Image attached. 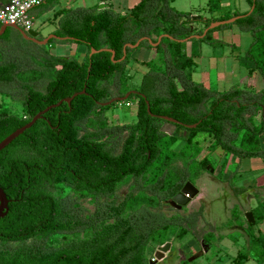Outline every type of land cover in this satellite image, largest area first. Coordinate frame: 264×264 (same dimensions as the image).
<instances>
[{
  "label": "trees",
  "instance_id": "1",
  "mask_svg": "<svg viewBox=\"0 0 264 264\" xmlns=\"http://www.w3.org/2000/svg\"><path fill=\"white\" fill-rule=\"evenodd\" d=\"M58 1L45 0L32 11H46ZM245 1L248 10L213 19L177 12L167 0L160 8L158 1L141 0L123 15L98 6L61 10L59 28L53 33L67 38L61 43L85 46L80 62L44 54L42 63L30 66L17 56L25 43L21 35L6 29L0 36V95L18 102L22 115L0 108V142L46 107L84 93L69 105L63 102L49 110L0 152V188L9 201L0 220V264H149L154 245L162 246L174 229H179L176 239L181 240L201 216L202 210L168 217L161 206L208 166L206 158H196L198 135L211 139V151L220 149L237 159L236 169L244 159L264 162V89L242 84L219 92L193 82L197 49L187 56V42L175 41L201 35L212 22L242 16L235 24L251 34L252 42L235 60L246 70V78L257 75L264 81V0ZM195 23L203 29L192 34ZM223 27L188 42L213 44L209 33ZM156 30L174 40L163 38L156 47L140 43L139 47L159 54L160 64L153 68V61L143 63L149 71L140 87L133 89L139 94L125 101L136 102V121L113 126L106 112L117 103L100 106L97 102L131 90L122 84L133 50L127 48L123 58V47L142 37L152 38ZM53 41L59 40L49 43ZM6 46L14 47L11 54ZM90 49H109L115 56L113 60L107 52L90 56ZM158 116L179 122L177 131L162 132L164 121ZM194 124V129L184 128ZM113 130L121 134V143L111 141L117 136ZM179 141L182 148L174 150ZM226 166V161L221 164L223 170ZM234 174L226 182L240 195L245 190L234 184ZM130 177L138 190L117 199L114 189ZM84 193L91 197V210L82 206ZM251 213L254 223L248 229L264 220L259 205ZM256 248L262 256V236L251 237V249ZM246 258L247 253L235 264Z\"/></svg>",
  "mask_w": 264,
  "mask_h": 264
},
{
  "label": "rangeland",
  "instance_id": "2",
  "mask_svg": "<svg viewBox=\"0 0 264 264\" xmlns=\"http://www.w3.org/2000/svg\"><path fill=\"white\" fill-rule=\"evenodd\" d=\"M71 1L73 3L70 4L71 9L76 6L87 5L86 2L76 4V0L60 1L54 11L42 17H34L32 30L44 38L51 35L50 33L59 28L60 18H58L56 12L66 4L69 5L68 2ZM119 2V4L114 2L113 8L119 5L120 10L124 11L123 9L127 5L126 0H119ZM207 2L208 0H167L170 8L181 13H191V17L200 15L204 18L213 19L228 15L232 16L236 12L248 10L245 0H210L209 6L212 7V11L209 12L208 9H203ZM220 3H225V6H221ZM161 5L162 1L159 3V6ZM192 26V34L203 29L201 23H195ZM159 34L163 35L156 30L153 37L156 38ZM209 37L214 40L213 44L198 43V45H201L202 51L200 57L195 59L196 66L191 77L193 82L208 86L210 90L219 92L227 91L235 85L242 84L251 86L255 90L264 89V81L260 77L255 75L252 78H246L245 70L234 60L235 56L243 55L250 46L252 38L249 32L242 31L235 23H232L224 25L221 29L211 31ZM0 45H3L1 41ZM21 45L22 48L20 47L17 56L23 62L30 63V66H33V63L36 65L42 63L44 54L63 58L73 57L80 62L86 53V48L83 45L64 44L61 41L48 42L45 45L26 43H21ZM5 49L11 54L14 47L6 46ZM130 50L133 51L125 67L126 81L122 85L137 89L142 83L143 76L149 71V68L142 62L153 61V65L150 67L158 68L160 64L159 54L147 46H138ZM0 108L9 114L22 115L21 105L6 97L0 96ZM106 116L110 124H129L136 120V108L133 106L125 108L116 104L106 112ZM161 131L173 134L177 130L174 125L164 122ZM178 132L181 134L180 130ZM196 140L200 150L196 157L197 160L200 161L206 158L209 163L206 169L202 170L192 182L197 194L193 198L188 197L189 202L180 205L182 208L180 211L170 210L165 203H162L161 206L166 215L180 214L186 216L199 210H202V213L194 230L187 233L181 240L176 239L179 229L170 231L171 233L167 235L168 241L165 242L171 244L170 251L157 264H225L227 261L231 263L232 261L235 262L241 255L248 253L251 246V237L262 236L264 239V222L257 223L253 228L248 229V222L245 218V214L250 213V210L256 204L264 212L262 206L264 205V179L256 180L258 176L263 177L264 171L254 175L248 176L246 174L233 178L234 184L242 186L245 190L243 194L235 195L226 182L230 174L229 171L221 173L223 170L220 168V165L225 161L230 162L231 165V158L224 155L221 150L211 151L209 149L211 139L208 136L200 134ZM262 143L264 145V136ZM182 145L183 142L179 141L172 148L179 150ZM227 164L229 165V163ZM240 165L241 168H246L248 167V161L246 164L241 163ZM230 167L232 170V165ZM253 177L254 180H252ZM125 188L126 186L121 188V196L124 194ZM253 199L259 201H256L255 204ZM82 204L89 210L93 208L90 199H84ZM158 247L160 246L154 245V249L149 253L150 259L154 258V253ZM251 251L262 258L263 253L260 256L258 248L251 249ZM262 264H264V260Z\"/></svg>",
  "mask_w": 264,
  "mask_h": 264
},
{
  "label": "water",
  "instance_id": "3",
  "mask_svg": "<svg viewBox=\"0 0 264 264\" xmlns=\"http://www.w3.org/2000/svg\"><path fill=\"white\" fill-rule=\"evenodd\" d=\"M251 11V10H250ZM242 16H235L233 18H230L228 20H224V21H217V22H212L203 32L201 35H192L187 39H182V40H175L178 42H188L189 39H202L204 38V36L207 34L208 31L213 30L215 28H218L220 26H224V25H229L232 23H235L237 20H239ZM13 29L15 31H17L21 37L25 38V39H29L31 41L36 42L39 45H45L47 44L50 40L52 39H57L59 41H65L67 40L66 37H59L55 34H51L49 36H47L46 38L42 39V40H36V38L38 37V33L34 30H28V31H23L21 28H19L18 26L15 25H1L0 26V36H2L4 34V32L6 31V29ZM163 38H169L170 40H174L172 37L163 34L161 36H159L156 40V42H153L151 38L149 37H142L139 40H137L134 44L128 43L125 44L123 47V58L126 52V49H134L137 48L140 43H142L143 41H146L151 47H156L160 44L161 40ZM101 52H107V53H111V59L113 60L115 53L109 49H100V50H95V49H90V56L93 54H97V53H101ZM84 93V91H81L79 93H75L73 94L71 97L69 98H65L61 101H59L57 104L55 105H51L46 107L44 110L38 112L35 116H33L31 118V120L26 123L25 125H23L22 127L16 129L15 131H13L12 133H10L8 136H6L1 142H0V152L6 148L10 143H12L16 138H18L20 135H22L26 130H28L29 128H31L36 121L40 120L43 115L45 113H47L49 110L54 109L56 107H58L60 104H62L63 102L66 104H70V102L72 101L73 98L77 97L78 95H82ZM131 94H136L135 91H130L128 92L126 95H124L123 97H119V98H111L109 101L107 102H102L99 103L97 102L98 105L100 106H109L112 103H118V102H124L125 100L128 99V97ZM142 98H145L143 95L141 96ZM147 105V111L149 112V107H148V103L146 102ZM159 120L164 121L165 123H169L172 125H178L179 122H177L176 120L166 117V116H158ZM196 127V125H184L185 129H194ZM183 135H185V133H183ZM187 187L192 188L193 190V195L192 196H185V190L187 189ZM197 194L196 189L193 187L192 184L190 183H186L185 186L182 188V190L173 198V202H177L179 205H184L185 203L188 202V197L189 198H193L195 195ZM8 200L3 192V190L0 188V220L2 218L5 217V215L7 214L8 211ZM245 218L248 222V224H252L253 223V217L251 213H246L245 214ZM170 247L171 244L170 243H165L162 246L158 247L156 252L154 253V258L150 260L149 264H157L158 261H162L165 258V254L170 251Z\"/></svg>",
  "mask_w": 264,
  "mask_h": 264
},
{
  "label": "crops",
  "instance_id": "4",
  "mask_svg": "<svg viewBox=\"0 0 264 264\" xmlns=\"http://www.w3.org/2000/svg\"><path fill=\"white\" fill-rule=\"evenodd\" d=\"M60 1H64V0H60ZM60 1H59V3H57V4H60ZM65 1H68V0H65ZM141 0H126V2H127V5H126V8L125 9H123L124 11L125 10H127V11H121L120 10V6L118 5V6H116L115 8H113V3L115 2L116 4H119L120 2H119V0H85V1H82V0H76V4H78L79 2H86V6H76L74 9H76V8H91V7H94V6H98V10H102V9H112L115 13H117V14H121V15H123V14H125V13H127V12H129L134 6H136L139 2H140ZM161 2V1H163V0H152V2ZM210 3V0H208V2L204 5V8L203 9H209V8H212V7H210L209 4ZM57 4L54 6V7H51V8H49L48 10H46V11H39V10H36V11H32L31 12V16L33 17V19H34V17H36V16H45V15H47L48 13H50V12H52V11H54L56 8H57ZM68 4L69 5H67L66 4V6H64V7H62V8H60L57 12H56V15L58 16V18H60L61 16H60V11L61 10H64V9H71V7H70V4H73L72 3V1L71 2H68ZM220 5L222 6H225V3H220ZM158 8H160V6L158 5L157 6ZM193 15V14H192ZM200 16V15H199ZM50 34H54L53 32L52 33H50ZM161 36V35H160ZM159 37V36H158ZM158 37H156V38H154L153 36H152V38L151 39H156L157 40V38ZM162 41V40H161ZM216 41H218V40H216ZM196 47V49H197V52H198V54H199V57H200V53H201V45L199 44V45H195L194 46V44H192L191 42H187L186 43V49H185V53H186V55L187 56H190V54H191V52L193 51V49ZM148 57H150V55H148ZM199 57H197V58H199ZM196 59V58H195ZM195 59H194V62H195ZM236 58L234 57V60H235ZM236 61V60H235ZM144 62H147V61H143L142 63H144ZM195 66H196V62H195ZM194 66V67H195ZM194 69V68H193ZM245 70V69H244ZM193 71L194 70H192L191 71V77H192V73H193ZM246 70L244 71V74H245V76H246ZM192 80V79H191ZM204 87L205 88H208V86H205L204 85ZM264 136V135H263ZM263 136H262V138H263ZM262 138H261V142H262ZM262 144V147H264V145H263V143H261ZM217 150H220V149H217ZM230 158H231V165H232V170H231V165H230V162H227V163H229V165L227 164V166L225 167V169L223 170L222 169V167H221V165H220V168H221V170H223V171H221V173H224V172H228L229 171V175H232V174H234V172L236 171V173L234 174V176H233V178H235L236 176H243V175H251V174H256V173H258V172H260V171H264V162H263V160L262 159H260V158H252V159H244V160H242L240 163H239V166H238V168L236 169V164H235V162H237L238 163V161H237V159H235L234 157H232V156H229ZM235 160V161H234ZM261 160V161H260ZM248 161V167H246V168H241V163H244V164H246V162ZM263 175V177H260V176H258V177H256V180H262V179H264V174H262ZM255 178L253 177L252 178V180H254ZM191 184V183H190ZM238 187H242V186H238ZM245 192V191H244ZM243 192V193H244ZM243 193H241V194H243ZM253 200H255V204L259 201L258 199L256 200V199H253ZM257 201V202H256ZM257 205L258 204H256V205H254L253 207H252V209L251 210H253L254 208H256L257 207ZM251 210H250V213H251ZM252 214V213H251ZM262 222H264V220L262 221ZM261 222V223H262ZM263 260H264V249H263V256H262V258L261 257H259L256 253H254V252H252L251 251V246H250V248H249V250H248V253H247V258H246V260L242 263V264H262V262H263ZM225 264H235V262L234 261H232L231 263L229 262V261H227Z\"/></svg>",
  "mask_w": 264,
  "mask_h": 264
},
{
  "label": "built area",
  "instance_id": "5",
  "mask_svg": "<svg viewBox=\"0 0 264 264\" xmlns=\"http://www.w3.org/2000/svg\"><path fill=\"white\" fill-rule=\"evenodd\" d=\"M45 0H0V25H15L23 31L32 30V10ZM131 108L130 102L123 103Z\"/></svg>",
  "mask_w": 264,
  "mask_h": 264
},
{
  "label": "flooded vegetation",
  "instance_id": "6",
  "mask_svg": "<svg viewBox=\"0 0 264 264\" xmlns=\"http://www.w3.org/2000/svg\"><path fill=\"white\" fill-rule=\"evenodd\" d=\"M60 37V36H59ZM42 39H44V37L43 36H41L39 33H38V37L36 38V40H42ZM52 40H57V39H52ZM22 41L23 42H25L26 44H37L36 42H34V41H31V40H29V39H25V38H23L22 37ZM130 91H135L136 92V94H139L138 92H137V90H133V89H131ZM129 91V92H130ZM128 93V92H127ZM126 93V94H127ZM125 94V95H126ZM135 95V94H134ZM1 96V95H0ZM2 97H6V96H2ZM119 97H123V96H120V95H117V93L116 92H114L113 93V96H112V98H119ZM6 98H8V97H6ZM129 98V97H128ZM126 101V100H125ZM124 101V102H125ZM124 102H118L117 103V105H119V106H123V107H125L124 106ZM130 103H131V107L133 106V107H135V108H137V104H136V102L135 101H129ZM125 108H127V107H125ZM136 121V120H135ZM134 121V122H135ZM133 123V122H132ZM130 124V123H129ZM163 124V123H162ZM111 125H113V126H119V125H123V124H119V125H116V124H111ZM175 126V125H174ZM161 127H162V125H161ZM109 132H112V131H109ZM113 132L117 135L116 137H114V139H112L111 141L112 142H117V143H121V140H122V136H121V134H119V131L118 130H113ZM165 133V132H164ZM83 134V133H82ZM124 134H126V133H124ZM167 134V133H166ZM118 148H119V146L117 147V150H118ZM119 152H117V154H118ZM186 183H190V182H186ZM185 183V184H186ZM123 184H125V185H123ZM185 184H184V186H185ZM105 185V184H104ZM123 186H126V188H125V192H124V194L121 196L120 195V192H121V188L123 187ZM146 186H143L142 185V190L145 188ZM138 183L136 182V180L132 177H130V178H128V179H126L125 180V182H119L118 184H117V186H116V189H114V195H115V197L117 198V199H120V200H122V199H124V198H126V197H128L129 196V194H130V192L131 191H136V190H138ZM182 190V189H181ZM180 190V191H181ZM144 191H146V190H144ZM162 191H167L166 189L165 190H162ZM179 191V192H180ZM179 192H177L174 196H172V197H170V198H168V199H166V200H164L162 203H165V205H166V207H168L170 210H175V211H180L182 208H181V206L177 203V202H173V198L179 193ZM81 193H79L78 195H80ZM83 196H80L81 197V199L80 200H84V199H90L91 200V197L90 196H88V195H86V196H84L85 195V193L84 194H82ZM159 198H160V196H158ZM82 206L83 207H85L83 204H82ZM86 208V207H85ZM87 209V208H86ZM87 210H89V209H87ZM162 212L164 213V211L162 210ZM165 214V213H164ZM166 215V214H165ZM178 215V214H177ZM180 215V214H179ZM166 216H173V215H166ZM180 216H183V215H180ZM200 243V242H199Z\"/></svg>",
  "mask_w": 264,
  "mask_h": 264
},
{
  "label": "bare ground",
  "instance_id": "7",
  "mask_svg": "<svg viewBox=\"0 0 264 264\" xmlns=\"http://www.w3.org/2000/svg\"><path fill=\"white\" fill-rule=\"evenodd\" d=\"M185 196L188 195V196H192L193 195V190L192 188L190 187H187V189L185 190ZM189 202V201H188Z\"/></svg>",
  "mask_w": 264,
  "mask_h": 264
}]
</instances>
